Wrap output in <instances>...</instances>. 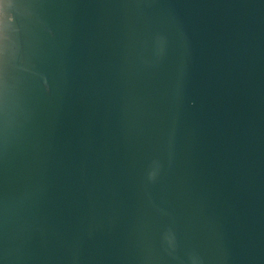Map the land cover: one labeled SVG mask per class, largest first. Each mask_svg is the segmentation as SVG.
Segmentation results:
<instances>
[{
	"label": "water",
	"instance_id": "water-1",
	"mask_svg": "<svg viewBox=\"0 0 264 264\" xmlns=\"http://www.w3.org/2000/svg\"><path fill=\"white\" fill-rule=\"evenodd\" d=\"M0 264H264V0H0Z\"/></svg>",
	"mask_w": 264,
	"mask_h": 264
}]
</instances>
